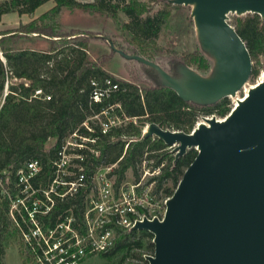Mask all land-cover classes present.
I'll list each match as a JSON object with an SVG mask.
<instances>
[{"label":"trees","instance_id":"16d2710c","mask_svg":"<svg viewBox=\"0 0 264 264\" xmlns=\"http://www.w3.org/2000/svg\"><path fill=\"white\" fill-rule=\"evenodd\" d=\"M47 1H52L53 6L39 16L15 28L0 30V52L3 57L0 56V95L8 82V93L0 106V264H3L5 254L4 240L8 235V222L14 219L21 232L25 229L24 220L27 218L25 206L31 207L26 199L23 204L20 202L24 193L19 171L25 172L27 163L36 160L40 170L29 182L35 189L46 188L53 178V161L57 151L75 130L95 139L94 143L87 144L98 152L97 155L88 150H79L84 154L81 163L88 181L99 165L116 163L113 172L119 183L128 169L137 173V164L146 153L155 165L165 161L157 176L155 191L163 190L170 197L184 170L196 156V151L190 149L175 159L165 150L167 145L161 139L141 137L142 127L146 123H156L162 128L189 133L200 115L215 114L223 117L231 108L227 98L210 105L184 101L174 90L159 82L152 68L134 59H128L131 64H125L129 78H117L102 68L103 57L96 61L89 59L88 43L93 37L88 34L96 33L73 28L63 30L56 22L62 7L108 14L113 19H117L118 11H122L129 18L123 25L130 38L126 46L112 43L125 54H137V46L155 42L170 14V3L165 2L160 10L149 15L146 14L145 4L139 0H0V21L4 14L10 12L32 14ZM230 23L245 42L251 60L257 61L259 57H264V19L256 13H246L235 16ZM34 36L49 41L46 50L16 45L19 39H31ZM146 58L174 76L177 75L173 67L176 62L189 66L196 64L197 69L204 72L210 68V61L197 52L173 58L169 62L151 56ZM257 75L258 69L252 66L250 77L254 79ZM105 77H111L117 82L118 89L109 98L92 102L90 79L102 81ZM38 88L49 95L50 99L34 97V91ZM116 104L118 106H114L109 114L127 117L129 121L102 133L98 122L89 117ZM85 120L92 132L80 126ZM50 140L53 143L48 147ZM166 183H171V187H164ZM35 194L43 197L40 191ZM83 199V192L64 199L53 195L54 203L50 210L45 215H38L43 228L54 227L70 213L82 221ZM143 237L152 239L153 236L146 230L123 231L119 228L111 249L100 255L107 259L116 258L115 264H136L132 260L142 259L140 248L143 247ZM20 238L18 251L24 264L31 259V254L25 248L22 235ZM149 245L153 246L151 240ZM129 255L133 259L126 261Z\"/></svg>","mask_w":264,"mask_h":264},{"label":"water","instance_id":"95a60500","mask_svg":"<svg viewBox=\"0 0 264 264\" xmlns=\"http://www.w3.org/2000/svg\"><path fill=\"white\" fill-rule=\"evenodd\" d=\"M167 2L190 6L209 74L177 62L184 69L173 66L174 76L142 54H125L109 42L112 49L152 68L159 82L184 101L210 105L236 95L250 78L252 60L229 14L256 13L264 19V0ZM202 120L189 133L148 124L141 137L154 135L174 146L175 159L190 149L196 156L166 200L163 218L138 221L131 230L153 236L154 252L146 264H264V74L225 116Z\"/></svg>","mask_w":264,"mask_h":264},{"label":"built area","instance_id":"2783aa9c","mask_svg":"<svg viewBox=\"0 0 264 264\" xmlns=\"http://www.w3.org/2000/svg\"><path fill=\"white\" fill-rule=\"evenodd\" d=\"M7 84L6 81L0 95V106L8 93ZM90 85L92 102L109 98L118 89V83L111 77H105L102 81L92 78ZM33 96L50 99V96L39 88L34 91ZM114 106L118 104L110 105L89 117L90 120L98 122L102 133H107L111 128L123 125L128 120L127 117L110 115L109 111L113 110ZM148 124L142 127L141 135L146 131ZM80 126L93 131L87 120ZM151 137L155 138L154 135ZM94 141V138L84 136L78 130L71 133L57 151L53 161V178L46 188L35 189L29 182L40 170L36 160L27 163L25 172L19 171L24 193L20 202L23 204L26 199L31 203L30 208L25 206L27 218L24 220L25 229L21 230L22 241L31 254V259L27 261L34 264H77L86 255L108 252L114 244L119 228L130 231L138 221L163 218L168 198L163 201L159 199L155 185L165 161L155 165L153 159L148 158L145 153L137 164V173L134 174L128 169L119 183L113 172L116 163L101 164L94 169L88 181L84 165L81 163L84 154L79 150H88L97 155L98 152L87 144ZM37 191H40L43 197L36 196ZM80 192L84 193L82 221H78L70 213L54 227L43 228L38 215H45L50 210L54 203L53 195L64 199L75 197ZM153 252L143 254L141 264H146V257L152 256Z\"/></svg>","mask_w":264,"mask_h":264},{"label":"rangeland","instance_id":"374dc122","mask_svg":"<svg viewBox=\"0 0 264 264\" xmlns=\"http://www.w3.org/2000/svg\"><path fill=\"white\" fill-rule=\"evenodd\" d=\"M2 1V0H1ZM81 1H92V0H81ZM146 6V14L152 15L160 10L167 0H139ZM170 14L167 17L165 23L159 31L158 37L155 39L154 43L145 42L142 46H137L136 50L143 56H151L154 58H160L164 62H169L173 58H181L189 55L190 53H201L200 44L197 40L193 20L190 17V6L174 5L169 4ZM53 6L52 1H47L40 5L32 14H22L19 15L16 12H10L4 14L0 22V30H7L17 27L20 23L28 22L30 19L40 15L43 11L48 10ZM236 14L230 13L229 20L233 21ZM129 18L122 12L118 11V18L113 19L108 14L99 13H89L83 12L79 9L62 7L56 22L59 24L61 29H79L81 31H88L100 35H105L109 37L108 39H103L101 37H93L88 43V55L89 59L96 61L99 57H103L101 60L102 68L113 74L115 77L120 79H128L125 64H131L128 59L121 56L116 51L112 52V47L109 42H115L117 44L127 45L126 41L130 38L129 32L124 27V23L127 22ZM32 39V38H31ZM29 38H21L16 42V45L20 47H28L32 44L33 40ZM81 39V37H78ZM110 39V40H109ZM44 40V39H43ZM43 42V41H42ZM49 43V42H48ZM46 41V45L48 44ZM44 44V42H43ZM143 48V49H142ZM142 49V50H141ZM204 55V54H203ZM2 57V56H1ZM174 67L182 71L184 67L180 66L177 62L173 64ZM252 66L258 69V75L256 78L248 79L244 87L239 90L236 95L227 97L229 105L232 107L236 104L237 99L244 97L247 93L249 87L253 86L260 80L262 74L264 73V57L261 56L257 61H252ZM190 68L201 73L209 74L210 68L207 71H200L197 69L196 64L190 65ZM182 78V75L179 74ZM18 81V80H13ZM203 115H200L196 122L201 121ZM209 116V115H208ZM217 117H220L216 115ZM129 121L126 120L124 124ZM135 121V120H133ZM195 122V124H196ZM123 124V125H124ZM194 124V125H195ZM53 143L50 140L47 143L49 147ZM166 150L172 152L175 155L174 148L167 147ZM171 187V183H166L164 187ZM164 191H159V199H167ZM21 232L18 230L14 219L8 222V235L4 240L5 244V254L3 257V264H23L22 258L20 257L18 248L20 245ZM143 247L140 248V252L143 254H150L154 251V245L150 246L149 241L152 239L148 237H143L142 239ZM132 252V251H131ZM130 252V253H131ZM127 258L126 261L132 260ZM116 258L107 259L100 254H93L88 256L86 259L78 262L77 264H115ZM136 264H141L140 260H132ZM24 264H34L33 262H26Z\"/></svg>","mask_w":264,"mask_h":264},{"label":"crops","instance_id":"0c3cea01","mask_svg":"<svg viewBox=\"0 0 264 264\" xmlns=\"http://www.w3.org/2000/svg\"><path fill=\"white\" fill-rule=\"evenodd\" d=\"M44 12V11H43ZM42 12V13H43ZM39 16V15H38ZM3 17V16H2ZM37 17V16H36ZM2 19V18H1ZM1 22V21H0ZM1 29V28H0ZM44 39V40H43ZM31 40H33V42H31L32 44H35L34 46L31 45V46H28V47H25V48H29V49H33V50H46L47 47H48V40L44 37H39V36H34ZM44 44H43V42ZM47 41V45L45 44ZM3 59V57H1ZM106 70V69H105Z\"/></svg>","mask_w":264,"mask_h":264},{"label":"bare ground","instance_id":"6f19581e","mask_svg":"<svg viewBox=\"0 0 264 264\" xmlns=\"http://www.w3.org/2000/svg\"><path fill=\"white\" fill-rule=\"evenodd\" d=\"M263 74H264V73H263ZM263 74H262V75H263ZM261 78H262V77H261ZM261 78H260V79H261ZM259 81H260V80H259ZM259 81H258V82H259ZM254 85H255V84H254ZM254 85H253V86H254ZM243 87H244V86H243ZM243 87H242V88H243ZM247 93H248V90H247ZM247 93L244 95V97L247 95ZM241 99H243V97L240 98V99H237V101H239V100H241ZM237 101H236V104H237ZM236 104H235V105H236ZM201 122H203L202 118H201V121H199V122H197V123H201Z\"/></svg>","mask_w":264,"mask_h":264},{"label":"flooded vegetation","instance_id":"af4514ba","mask_svg":"<svg viewBox=\"0 0 264 264\" xmlns=\"http://www.w3.org/2000/svg\"><path fill=\"white\" fill-rule=\"evenodd\" d=\"M47 214V213H46ZM39 218V217H38ZM39 221H40V219H39ZM41 222V221H40ZM43 225V224H42ZM25 245V244H24Z\"/></svg>","mask_w":264,"mask_h":264}]
</instances>
